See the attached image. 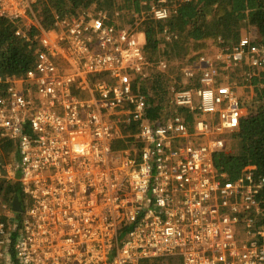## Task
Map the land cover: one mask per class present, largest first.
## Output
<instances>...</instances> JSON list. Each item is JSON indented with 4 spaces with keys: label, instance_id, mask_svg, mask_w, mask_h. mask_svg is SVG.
Instances as JSON below:
<instances>
[{
    "label": "built area",
    "instance_id": "2783aa9c",
    "mask_svg": "<svg viewBox=\"0 0 264 264\" xmlns=\"http://www.w3.org/2000/svg\"><path fill=\"white\" fill-rule=\"evenodd\" d=\"M36 2L0 0L38 46L27 71L0 76V137L18 150L0 176L29 198L19 228L2 207L0 264H264V175L249 165L233 180L214 159L245 110L224 72L264 69V47L242 36L181 66L177 81L105 10L43 28ZM171 13L168 0L149 12ZM157 72L171 78L169 99L150 119L141 88Z\"/></svg>",
    "mask_w": 264,
    "mask_h": 264
},
{
    "label": "trees",
    "instance_id": "16d2710c",
    "mask_svg": "<svg viewBox=\"0 0 264 264\" xmlns=\"http://www.w3.org/2000/svg\"><path fill=\"white\" fill-rule=\"evenodd\" d=\"M124 1L125 4L120 8H126L132 14L137 13V18L140 17L136 30L141 29L145 34L144 49L148 59L174 62L176 65H173L170 74L176 72L177 81L180 80L178 74L181 66L193 64L201 55L209 53L208 40L212 39L214 46L237 44L242 37V28L249 23L258 25L263 31L261 39L255 41L264 47V0H168L172 13L165 20H156L150 14L142 16L143 13L150 12L151 0ZM113 2V0H37L34 11L40 26L49 28L54 23L56 15L59 17L76 15L91 5H96L100 10H112ZM18 27L17 22L0 15V76L21 75L35 61L37 43L17 35ZM36 31L37 28L33 26L28 35L33 36ZM163 41L165 46L161 47ZM233 72L232 76L237 77L241 86L249 85L253 90L250 97L248 95L241 97L247 114L241 118L239 128L228 136L230 140L228 148L214 156L217 169L226 172L228 178L234 180L249 165L255 166L252 170L255 174L264 175V69L244 63L242 72L239 68ZM170 83L171 78L168 74H159L149 82L148 87L142 86L141 91L146 93L149 102L147 115L150 119H156L164 109V103L168 101ZM187 118L191 123L192 116L188 115ZM132 128L134 129L133 126ZM125 131L132 133L129 129ZM114 145L117 149L123 148L124 139H118ZM17 151V145L13 140L0 137V171L5 164L16 159ZM16 197L24 210L29 204V199L21 183L1 176L0 222H7L9 219L2 208L6 205L15 213L11 221L19 228L21 213L13 211Z\"/></svg>",
    "mask_w": 264,
    "mask_h": 264
},
{
    "label": "rangeland",
    "instance_id": "374dc122",
    "mask_svg": "<svg viewBox=\"0 0 264 264\" xmlns=\"http://www.w3.org/2000/svg\"><path fill=\"white\" fill-rule=\"evenodd\" d=\"M113 1H114L113 2V7L114 8L112 10L103 9V10H105L104 12H106L107 15L109 14L110 15V18L111 19H114L119 24H121L123 26H127V27H131V28H136L137 29L139 27V23H140V20L139 19H140V17H138L139 18L138 19L137 17H135L131 13V11L127 10L126 8H124V9L120 8L121 6H123L125 4V1L124 0H113ZM157 2H156V0H151V4L152 5L155 4V3H157ZM34 6H33V12L36 15V12L34 11ZM117 10L119 11V15H116V13H115ZM98 11H100V9H98L96 5H91L88 8H86L85 10H83V13L84 12H86V13H98ZM146 14H149V12L143 13L142 16L143 15L145 16ZM133 18H135L136 20L133 19ZM27 22H28V20H27ZM22 23L23 22H18L19 26L22 25ZM261 35H263V31H261V29L256 24L254 25V24H250L249 23L247 26H244L242 28V30H241V36H247V37L251 38L254 41L255 40H260L261 39ZM138 36L141 39V41L145 43V34H144V32L141 29H138ZM161 40H163V39L161 38ZM207 42H208V46H209L207 48V50L209 49L207 52H209L211 54H216L217 51H218L219 46L218 45L214 46L212 39L208 40ZM160 46L161 47H164L165 46V42L164 41L161 42ZM162 52H163V48H161V53ZM161 56H162V54H161ZM160 60H162V59H160ZM170 63L173 64V65H176L172 61H170ZM160 68L167 70L168 67L166 66V64H162V65H160ZM233 73L234 72H231V73L227 74V73L224 72V74L226 76V79H228L231 82H233V84H236L237 92H238V94H239L240 97H242V96L245 97L247 95H248V97H250L253 94L252 87L249 86V85L248 86L247 85H242L241 86L239 84V80L237 79V77L232 76ZM156 74L159 75L158 72ZM171 75H173V79H174L175 76H176V72L175 73H171ZM175 84H177V82ZM246 86L248 87V90H247V87ZM246 114H247V109L245 108L244 115H246ZM229 142H230V140L228 139L227 146L229 145ZM124 147H125V145H124ZM12 214H13V212H12ZM244 236H245L244 229L241 228V230H240V232H239V234H238L237 237L238 238H244ZM170 262L172 264H182V259L181 258L171 259Z\"/></svg>",
    "mask_w": 264,
    "mask_h": 264
},
{
    "label": "water",
    "instance_id": "95a60500",
    "mask_svg": "<svg viewBox=\"0 0 264 264\" xmlns=\"http://www.w3.org/2000/svg\"><path fill=\"white\" fill-rule=\"evenodd\" d=\"M13 208L18 214L23 212L21 202L18 200L17 197L14 200V207Z\"/></svg>",
    "mask_w": 264,
    "mask_h": 264
},
{
    "label": "crops",
    "instance_id": "0c3cea01",
    "mask_svg": "<svg viewBox=\"0 0 264 264\" xmlns=\"http://www.w3.org/2000/svg\"><path fill=\"white\" fill-rule=\"evenodd\" d=\"M145 40H146V37H145ZM149 60V59H148ZM151 61V60H150ZM152 62H156V61H152ZM156 75H158V74H156ZM156 75H154L151 79H149L146 83H144V84H142L143 86H146V87H148V85H149V82L156 76ZM149 90V89H148ZM144 93V92H143ZM145 94V96H146V93H144ZM168 99H169V96H168ZM29 199V198H28ZM13 211H15V210H13Z\"/></svg>",
    "mask_w": 264,
    "mask_h": 264
}]
</instances>
